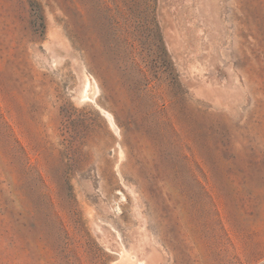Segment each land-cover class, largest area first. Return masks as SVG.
Returning a JSON list of instances; mask_svg holds the SVG:
<instances>
[{
  "label": "rangeland",
  "instance_id": "rangeland-1",
  "mask_svg": "<svg viewBox=\"0 0 264 264\" xmlns=\"http://www.w3.org/2000/svg\"><path fill=\"white\" fill-rule=\"evenodd\" d=\"M0 264H264V0H0Z\"/></svg>",
  "mask_w": 264,
  "mask_h": 264
}]
</instances>
